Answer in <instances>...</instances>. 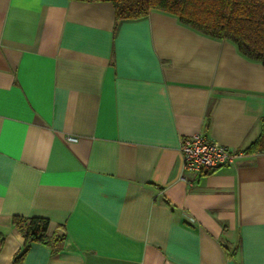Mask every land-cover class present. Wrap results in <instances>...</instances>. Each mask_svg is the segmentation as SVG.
<instances>
[{
    "label": "crops",
    "instance_id": "1",
    "mask_svg": "<svg viewBox=\"0 0 264 264\" xmlns=\"http://www.w3.org/2000/svg\"><path fill=\"white\" fill-rule=\"evenodd\" d=\"M263 119L264 65L174 15L0 0V264L15 216L64 239L20 264H264V150L203 174L181 152H244Z\"/></svg>",
    "mask_w": 264,
    "mask_h": 264
},
{
    "label": "trees",
    "instance_id": "2",
    "mask_svg": "<svg viewBox=\"0 0 264 264\" xmlns=\"http://www.w3.org/2000/svg\"><path fill=\"white\" fill-rule=\"evenodd\" d=\"M111 2L116 24L140 20L152 11L174 15L184 25L213 39L229 40L245 57L264 65V0H75ZM264 150V119L260 137L244 153ZM14 226L25 237L23 252L16 256L22 262L32 243L46 246L60 244L64 239L50 237V221L45 218L15 216Z\"/></svg>",
    "mask_w": 264,
    "mask_h": 264
},
{
    "label": "built area",
    "instance_id": "3",
    "mask_svg": "<svg viewBox=\"0 0 264 264\" xmlns=\"http://www.w3.org/2000/svg\"><path fill=\"white\" fill-rule=\"evenodd\" d=\"M68 140L77 141L74 137H69ZM181 152L184 169L199 174L215 172L222 167L234 165L245 154L243 151L221 146L201 135L186 138L182 142Z\"/></svg>",
    "mask_w": 264,
    "mask_h": 264
}]
</instances>
